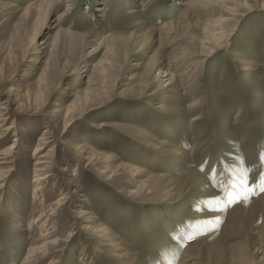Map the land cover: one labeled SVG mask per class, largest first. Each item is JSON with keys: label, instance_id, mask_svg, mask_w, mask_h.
<instances>
[{"label": "rangeland", "instance_id": "obj_1", "mask_svg": "<svg viewBox=\"0 0 264 264\" xmlns=\"http://www.w3.org/2000/svg\"><path fill=\"white\" fill-rule=\"evenodd\" d=\"M0 106V264H264V0H0Z\"/></svg>", "mask_w": 264, "mask_h": 264}, {"label": "bare ground", "instance_id": "obj_2", "mask_svg": "<svg viewBox=\"0 0 264 264\" xmlns=\"http://www.w3.org/2000/svg\"><path fill=\"white\" fill-rule=\"evenodd\" d=\"M64 16L65 15L63 14L61 17H64ZM167 75L169 76L168 80L170 81L171 75L170 74H167ZM10 91H14V89H10ZM21 91L16 90V92L14 94L15 95L14 102L16 103V106H17L18 109L21 108L23 105H25V103L28 104L31 101L30 97L28 95H26L25 93L21 92ZM54 107H56V109L54 110V113L58 114V116H60V114L62 112L67 113V111H69V107H64L61 103L55 104ZM4 110L5 109H3L0 106V143L6 138L8 130L10 129V127L7 126V124L9 123V118L6 116L7 112H4ZM57 122H59V120ZM43 133H44L43 134V138L40 139L42 141L45 139V136L49 134L48 131H45ZM43 144H44V141L41 142L39 145H37V147H35V149H34V151L32 153V156L35 159V163L33 165L34 166V176H33L34 180L33 181L38 183V185L35 186V190H34L35 192H38L39 190L42 189V187L40 185V182L41 181H45V180H47L48 177H50V174H49L50 166H51L52 161H53V156L50 153L43 152V150H44L43 147H42ZM78 149H81V152H83V151L85 152V151L88 150V147H87L86 144H82V145L78 146ZM179 155H181V153ZM7 158H8L7 155H4V154L0 153V183L2 182V179H3V176H4L3 173H5L4 170L6 169V165L8 164ZM58 170L61 171V172H64V171L67 170V168L62 167V168H59ZM115 172H116V170L113 169L111 171V174L114 175ZM75 183L76 182H75V180L73 178L68 180V184L73 187L74 193H79L80 189H79L78 186H76ZM82 198H83L84 202L87 201L86 197L82 196ZM64 199H65V197L62 196V197L59 198L58 202H61ZM74 213L77 216H83L84 219L86 220V223H88V225L91 222H96L95 217L90 212H88L86 209H82L81 208L79 210H76ZM189 240H191V241H187L188 242L187 245H190L192 243L197 242L198 238L193 237V238H191ZM39 249H43V247H39ZM31 253L33 254L34 251H32ZM50 264H52V263H50Z\"/></svg>", "mask_w": 264, "mask_h": 264}, {"label": "snow or ice", "instance_id": "obj_3", "mask_svg": "<svg viewBox=\"0 0 264 264\" xmlns=\"http://www.w3.org/2000/svg\"><path fill=\"white\" fill-rule=\"evenodd\" d=\"M261 190L264 191V184L261 185ZM238 199V196L230 193L229 203H234ZM191 237H189L190 239Z\"/></svg>", "mask_w": 264, "mask_h": 264}]
</instances>
